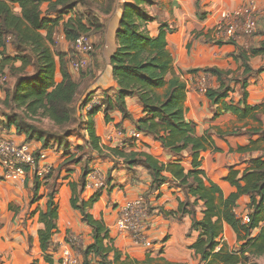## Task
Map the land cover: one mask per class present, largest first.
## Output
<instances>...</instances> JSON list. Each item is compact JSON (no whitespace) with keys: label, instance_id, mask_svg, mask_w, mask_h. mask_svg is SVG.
I'll return each mask as SVG.
<instances>
[{"label":"trees","instance_id":"1","mask_svg":"<svg viewBox=\"0 0 264 264\" xmlns=\"http://www.w3.org/2000/svg\"><path fill=\"white\" fill-rule=\"evenodd\" d=\"M43 3H47L45 11L41 9ZM157 3L158 0H125L120 4L121 14L115 32L116 49L109 59L117 89L113 94L105 92L101 95L100 104L92 106L84 116L81 113L78 116L75 102L80 83L67 66L76 54L72 51L73 54L67 58V53L59 51L54 34L59 25L69 42L82 34H104V24L90 7L85 12L75 10L79 4L91 6V2L0 0V79H4L0 84L5 94L1 100L2 124L6 129L14 127L17 134L25 135L26 143L39 142L37 151L56 146L62 148L64 155H68L66 149L70 147L66 141L70 132L65 126H82L88 135L84 143L91 151L103 154L105 149L106 153L122 158L126 167L143 166L151 176V190L158 189L169 178L185 192V199L178 200L176 210L161 208L159 211L164 216H190V231L198 233L190 248L201 264H257L250 260L264 255V226H261L264 221V126L258 117V106L246 102V86L252 73L264 71V65L257 70H252L249 65L250 57L264 52V47L239 49L232 54L240 62L241 74L215 67L202 69V72L215 76L218 83L216 87H206L204 91L214 106L213 118L231 112L240 120L251 119L255 123L245 130L236 128L225 134L217 132L220 136L245 134L249 137L248 144L238 146L237 150L260 151L259 155L246 160L248 166L240 177L234 166L228 167L226 180L235 187V191L225 196L201 168L200 152L219 148L209 131L197 134L195 124L185 118L186 82L180 77L182 71H174L173 58L167 49L166 34L172 29L166 22H160L158 33L150 35L147 28L149 22L157 19L149 10ZM110 6L111 1L106 0L103 9L108 12ZM16 62L19 64L16 65ZM57 69L59 79H56ZM197 71L191 69L187 72ZM7 76L14 79L10 85L6 81ZM232 84L238 85L240 90L237 102L233 97L229 98L230 92L234 91ZM131 97L143 107L144 115L137 120L132 119L126 108V98ZM114 110L120 111L123 118L132 119L136 130L158 141L176 159L164 163L147 152L125 151L131 146L133 138L124 140L121 146H102L92 116L102 111L108 122ZM44 119L51 128L42 125L41 120ZM82 145L76 148L81 149ZM186 153L191 158L188 169L181 163ZM69 157L75 164L80 163L81 158L74 159L73 154ZM33 178L31 200L41 187V178L35 174ZM84 178L85 171L79 180L68 182L71 206L91 227L92 242L80 249L81 264H91L89 257L94 258L97 264H176L149 253L139 260L117 249L104 220L95 218L89 212L101 190L94 191L88 199L81 197L85 190ZM57 192L53 184L48 189L45 210L38 212V222L42 224L37 230L39 245L45 261L50 264L54 260L49 251H57V244L52 241L57 232ZM241 195L249 196L245 219L234 212ZM200 201L202 217L197 218L196 207ZM225 224L236 233L240 242L238 250H230L226 243L218 240ZM257 228L258 233L252 236Z\"/></svg>","mask_w":264,"mask_h":264},{"label":"crops","instance_id":"2","mask_svg":"<svg viewBox=\"0 0 264 264\" xmlns=\"http://www.w3.org/2000/svg\"><path fill=\"white\" fill-rule=\"evenodd\" d=\"M122 2V0H111L110 9L107 12L102 9L105 7L106 0H98L99 5L96 14L100 22L104 24L105 32L102 35L101 33L91 35L94 50L89 56L85 70L74 71L69 64L67 65L68 71L80 83L75 102L78 116L80 113L83 115L80 104L86 97L103 95L105 92L113 94L117 89L109 59L116 49L115 32L121 14L120 4ZM240 4L241 1L239 0H158L157 4L149 8L157 19L147 24L150 35L158 33L160 22H166L169 28L172 29L166 34L167 49L173 58L174 71L176 73L182 71L180 77L186 82L185 118L195 124L197 134L200 135L205 131H209L215 146L219 148L218 150L206 149L200 152L201 168L205 171L207 178L221 188L225 196L235 191V187L226 180L229 172L228 167L234 166V169L239 171L238 177H240L242 171L248 166L246 160L259 155L260 151L239 152L237 150L238 146L248 144L249 137L245 134L220 136L217 132L225 134L236 128L245 130L255 123L251 119L240 120L231 112H225L219 117L213 118L212 110L214 106L211 105L204 91L206 87H216L218 83L215 76L202 72V69L215 67L241 74L240 62L232 54L239 49L264 47V0H256L257 29L253 34L248 35L239 32L235 40L214 37L212 28L219 19L220 12L237 7ZM41 9L45 11L44 3L41 5ZM55 33L57 49L67 53L66 56L69 58L68 50L71 44L65 39L61 25ZM249 65L252 70H257L263 66L264 52L250 57ZM191 69H198L199 71L187 72ZM57 73H59L58 69L56 70V79H59ZM238 89V85H235L234 91L229 94V98L233 97L236 102L240 99V90ZM246 90V102L251 106H258L260 111L258 117L264 126V71L251 74L248 78ZM4 95V93L0 95V99ZM229 98H226V100H229ZM125 103L133 120H137L144 115L143 107L136 98H126ZM110 117L111 119L107 122L102 111L93 114L96 135L100 139V144L104 147L121 146L123 141L129 138V132L136 129L135 124L132 119L123 118L118 110L112 111ZM120 132L122 133L120 134ZM0 135L11 138L15 143L25 142V135L17 134L14 127L4 130ZM253 138H256V136H253ZM86 139H88L86 131L81 136L72 137L73 147L82 145ZM28 144L35 150L40 146V143L36 141H30ZM130 144L131 146H128L125 151L147 152L164 163L176 159L158 141L147 135L139 140H132ZM40 151L45 157L38 161L39 168H42L44 164L57 162L61 156L59 153L52 152L50 148L41 149ZM104 151L108 152L105 149ZM96 157L98 159L93 161L96 162L95 164L98 167L95 168L101 171H104L106 167L113 165L115 162L122 167L120 169L118 167L111 168V182L108 191L101 190L98 200L89 210L95 218L104 220L109 228V235L113 239L114 246L123 254L139 260L144 259L146 254L149 253L151 256H161L171 263L201 264L199 257L190 248L198 234L195 230L190 231V216H164L159 211L161 208L166 211L176 210L178 200L185 199V192L169 178L158 189L151 190V176L143 166L136 165L138 170L134 174V166L126 167L122 158L110 154L106 157H100L99 155ZM190 161L191 158L186 153L181 163L188 169L190 168ZM165 175L168 174L165 173ZM33 176V170L29 169L23 181V183L26 182L30 191H32L34 183ZM2 177L0 170V186L5 188L9 195H12L15 190H19L17 180L10 181L8 178L3 177L2 179ZM72 180L77 181V178L67 177L64 180L65 183L60 184L62 189L58 190L55 195L58 217L56 222L57 232L52 236V241L58 247L57 251H49L54 260L53 264H59L58 249L67 243V238L74 239L78 250L92 242L91 227L82 221L80 212L74 209L70 203L71 191L68 182ZM142 192L146 193L145 204L148 222L146 234L153 242L152 248H146L142 243L133 242L129 234L119 232L114 226L118 206L124 200L132 199ZM92 193V190L88 193V189L85 187L81 197L88 199ZM36 197L37 200L35 201ZM36 197L33 200L30 199L31 205L28 218L24 219V214L18 213L14 226L9 225L7 221L9 216L2 208L5 201L0 202V211L3 210L0 212V224H5L0 228V264H50L44 259L37 235V230L42 227L37 216L39 210H45L47 195L43 194L38 197L37 194ZM109 199H111V202ZM3 200H5L4 197ZM191 200H194V198H191ZM248 203V195H241L237 200L234 212L242 219L247 216ZM32 211L34 212L32 213ZM196 216L197 218L202 217L201 201L196 207ZM261 226H264V221ZM258 230V228L255 229L252 236H255ZM29 239L31 243H29ZM218 240L226 243L230 250H238L240 247L236 233L228 224L224 225L223 232ZM263 257L264 255L258 258ZM258 258L250 261H257ZM89 259L91 264H97L94 258L89 257Z\"/></svg>","mask_w":264,"mask_h":264},{"label":"built area","instance_id":"3","mask_svg":"<svg viewBox=\"0 0 264 264\" xmlns=\"http://www.w3.org/2000/svg\"><path fill=\"white\" fill-rule=\"evenodd\" d=\"M122 1L124 2L125 0ZM239 1H241L239 6L220 12V17L212 28L215 38L235 40L239 32L251 35L256 31V0ZM54 39L57 43L56 33L54 34ZM70 44L76 54L70 62V67L74 71L83 70L87 67L90 53L94 49L92 37L82 34ZM3 80L0 79V83ZM86 98L80 104L83 114H86L92 106L101 102V95H93ZM143 136L145 134L136 129L129 132V138L134 140H139ZM36 151L26 142L15 143L11 138L0 135V170L2 176L22 183L25 180L27 170L31 169L35 175L42 178L43 173L47 174L52 169L53 164L47 163L42 168H39L37 163L45 156L40 150L37 153ZM100 173H102L100 169L93 168L85 175L84 181L87 189L95 191L103 188L104 184L100 178ZM114 226L119 232L129 234L133 242L142 243L146 248H152L153 242L146 234L148 226L147 208L143 193L137 194L132 199L124 200L118 206ZM66 241L67 243L59 249V264H81L82 256L80 250L76 247L74 239L67 238Z\"/></svg>","mask_w":264,"mask_h":264},{"label":"rangeland","instance_id":"4","mask_svg":"<svg viewBox=\"0 0 264 264\" xmlns=\"http://www.w3.org/2000/svg\"><path fill=\"white\" fill-rule=\"evenodd\" d=\"M91 2V6H87V5H77L76 6V11L78 12H85L87 7L91 8V12H93L96 15V9L98 8V0H89ZM111 1V0H109ZM47 3H44V6L46 8ZM105 8V7H104ZM103 9V8H102ZM67 16L65 15V18ZM69 51V55H72V51L73 49L70 47ZM19 64V62H17ZM15 63V64H17ZM17 64V65H18ZM87 67H85L83 70H85ZM81 71V70H80ZM58 74V73H57ZM59 78V75H57ZM6 81L8 83V85L12 84V82L14 81V79L12 77H6ZM2 84H0V92L2 95L4 93L3 89L1 88ZM1 100L0 99V113L2 111V107H1ZM84 116V115H83ZM2 122H4L3 116L0 114V134L2 132H4V130H7ZM41 123L44 127L46 128H51L50 123H48L47 120H41ZM66 130H69L70 135L69 137L66 138V141L68 142V145L70 146L68 149V155H64L62 148H58L56 146H52L50 149L52 152L54 153H59L61 154L59 160L55 163H53V167L52 169L46 174L43 173L42 178L40 179L41 182V187L38 190V197L39 195H43L48 193V189L55 184L57 190H61L62 188H60V184L65 183L64 180L67 179V177H72V178H77V180H79L82 176V172L85 171V175L92 170L96 166V162L93 161L94 159H98V157L96 156H100V157H106L108 154L106 152H103V154H98L95 151H91L90 148H88L86 146L85 143H83L81 149H77L76 147H73L72 145V137L74 136H81L82 134H84V128L82 126H76V125H67L65 126ZM70 154L74 155V159L76 158H81L80 163L75 164L73 160H70L71 157H69ZM96 155V156H94ZM113 167H118L119 169L122 168L118 163H114L113 165H110L108 167H106V169L104 171H101L102 173H100V178L104 184L103 188H100V190L102 191H108L110 182H111V168ZM138 166H134V174L135 172H137ZM128 169V168H127ZM74 174V176H73ZM3 179V177H2ZM10 181H12L13 179H9ZM85 180V178H84ZM19 184V190H15V192L12 193V195H9L6 191L5 188L0 186V202L5 201V204L2 205L3 210L8 214L9 218H8V222L9 225H15V219H16V215L18 213L24 214L23 218L27 219L28 218V214H29V207L31 205L30 203V199H31V192L30 190H28L26 182H22L20 183V181H17ZM96 191V190H95ZM91 190L88 189V193H90ZM94 192V191H93ZM144 197H146V193L142 192ZM3 197L5 198V200H3ZM35 201L37 200L34 199ZM109 201L111 202V199H109ZM1 204V203H0ZM35 208V207H34ZM149 209V207H148ZM3 210H1L0 212H2ZM35 210V209H33ZM34 211H32L33 213ZM11 217V218H10ZM38 218V216H37ZM5 222V221H4ZM20 224V222H19ZM4 223L0 224V228L2 226H4ZM66 239V238H65ZM67 240V239H66ZM31 240L29 239V243ZM58 247V246H57ZM59 251V249H58ZM59 253V252H58ZM59 257V254H58ZM82 258V257H81ZM82 263H83V258L81 259ZM257 263L259 264H264V257L263 258H258Z\"/></svg>","mask_w":264,"mask_h":264}]
</instances>
